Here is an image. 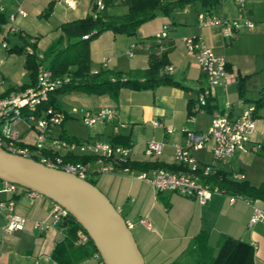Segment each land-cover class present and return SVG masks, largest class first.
Masks as SVG:
<instances>
[{
  "label": "crops",
  "instance_id": "1",
  "mask_svg": "<svg viewBox=\"0 0 264 264\" xmlns=\"http://www.w3.org/2000/svg\"><path fill=\"white\" fill-rule=\"evenodd\" d=\"M92 3L93 0H75V5L70 7L64 0H0V6H3L0 10V96L6 95L10 88L33 82L31 70L25 65L26 56L13 48L34 38L36 49L44 51L60 33L61 23L92 13ZM244 3L246 10L242 12L243 18L253 22V26L241 25L232 37L223 36L218 25L199 26L196 18L198 11L191 12L185 7L175 14L174 19L171 18V22L166 16L156 22L151 19L140 24L134 36L106 30L91 39L88 44L91 71L102 67L122 72L143 69L148 65L151 51L160 53L165 50L166 66L171 67V70L165 71L173 76L177 84L146 89L123 86L116 97L107 93L75 91L71 107L78 108L80 112L111 107L116 111V118L86 126L83 121L67 119H78L80 114H68L48 136L75 142L88 139L125 144L131 148L132 160L174 163L173 144L183 145L186 139L182 128L207 131L214 116L236 117L246 107L254 106V100L264 92V71H261L264 68V0H245ZM110 8L115 11L117 5ZM18 9L25 11V15L18 14ZM10 14H15L13 21L9 19ZM164 24L169 25L166 39L156 41L154 45L141 44L135 47L131 56L127 54L131 42L152 37ZM10 26L15 30L9 31ZM186 37L201 38L227 63L223 83L213 88L207 104L199 110L195 109L196 96L205 84V78L194 53L185 45ZM3 41L6 47L1 44ZM238 74H252L246 79L243 95L238 92ZM57 94L55 100L59 97ZM189 100H192V105ZM69 107L60 108L68 111ZM189 110L193 114L190 115ZM255 115L258 118L251 140L264 145V122L259 119L264 117V110L259 108ZM155 120L172 125L177 130L166 133L162 126L153 124ZM16 127L20 132L17 144L33 147L39 133L36 125L24 120ZM150 140L162 143L161 153L153 158L144 154L145 145ZM44 146L45 151L51 152L48 150L49 137ZM55 152L62 156H87L76 149ZM255 152L264 155V146ZM190 153L199 164L212 161L208 148L191 150ZM242 153L235 152L219 167L229 177L233 172H241L245 176L243 180L257 186L246 179L241 166L233 167L232 162L238 159L235 156ZM87 163L92 170L95 168L92 161ZM90 176L123 218L134 221L131 231L145 264H223L235 239L250 246L249 256L243 259L242 264H264V221L250 223L252 206L245 201L230 203L228 194L223 192L214 193L200 202L197 198L185 197L170 190L154 189L148 182L124 173L92 172ZM242 195L255 205L264 201ZM9 199H14L15 211L25 217V224L21 230L4 232L5 212L0 210V264H55L51 251L64 237L63 228L57 225L40 231L33 227L34 220L48 214L53 201L41 194L29 197L22 187L15 192L6 191L0 179V201ZM139 218H145L149 226L139 223ZM79 241L83 242L80 238ZM94 261L90 253L77 264H94ZM229 264H240V261Z\"/></svg>",
  "mask_w": 264,
  "mask_h": 264
},
{
  "label": "built area",
  "instance_id": "2",
  "mask_svg": "<svg viewBox=\"0 0 264 264\" xmlns=\"http://www.w3.org/2000/svg\"><path fill=\"white\" fill-rule=\"evenodd\" d=\"M64 2L72 7L75 5V0H64ZM96 9H100L104 5V0H93ZM244 0H238V6L244 7ZM3 10V6H0ZM20 15H25V11L18 9ZM15 14H10L9 19L13 21ZM197 23L199 26L218 25L221 28L222 35L232 37L234 32L241 26L251 27L253 22L243 18L242 13L237 18L225 19L220 18L213 13L198 11L196 14ZM168 25L164 24L160 31L156 32L153 37L157 41L167 38ZM9 31H14L15 28L10 26ZM86 35L83 36V38ZM34 38H30L25 50L32 53ZM185 45L189 51H192L199 64L200 70L205 78V84L200 88L196 96V110L202 109L207 104V99L212 95V90L215 86L223 83V76L226 72V60L222 55L216 54L208 47L199 37H186ZM3 47L6 43L3 41ZM144 44V43H142ZM141 44L131 42L127 54L131 56L135 47ZM38 58H42V53H36ZM106 59L103 60V63ZM166 71L171 70L170 66L165 67ZM64 79L52 78L48 69L39 65L35 83L25 87L17 86L10 90L6 95L0 96V147L8 152L20 154L26 157H37L39 162L50 166L62 169L86 179L92 172L99 173H124L130 176L137 177L148 182L154 189L170 190L185 197L197 198L200 202L206 201L214 193H223V191L210 182L205 181L204 177L211 173L214 167H219L226 163L235 152L259 151L262 149L261 142H253L251 140L252 131L255 128L257 116L254 112V106L246 107L243 112L236 117L227 115H216L212 118L210 128L207 131H193L187 128H182L181 131L186 135L183 145L174 143V162L186 166V169L168 170L165 168H152L146 171H138L130 169L128 166H121L119 169H114L115 165L131 160L132 151L129 145H118L111 142H102L98 140H81L78 142L68 141L61 137H50L48 133L53 127L61 125L66 115L80 114V118L86 126H91L96 122H110L116 118V111L111 107H103L97 110L79 111L76 107H71L68 111H63L49 106L44 110L43 115L35 116L30 112L43 100L46 99L49 92L59 88ZM24 111L27 113L25 114ZM264 122V117H259ZM24 120L34 123L39 129L37 139L33 147L26 145H18L17 141L20 135L16 125ZM154 125L162 126L166 133H171L177 130L172 125L153 121ZM50 138V147L48 150L69 151L76 149L80 153L92 157V162L95 168L92 170L88 163L82 162H63L60 155L56 154L51 157L49 154H44L45 140ZM208 148L211 153L212 161L207 164H199L195 157L190 153L191 150ZM162 143L150 140L146 143L144 154L148 158H153L161 153ZM57 153V152H55ZM231 178L237 181L244 179V174L241 172H233ZM4 190L15 192L19 185L3 181ZM27 196L34 197L38 193L26 190ZM228 202L232 203L237 200L245 201L252 206V213L249 218L250 223L256 221H264V201L261 204L255 205L251 199L244 197L242 194H228ZM14 199L0 201V210L5 212L4 232L10 233L13 230H21L25 224V217L15 211ZM68 211L61 205L53 202L48 214L39 220L33 221V227L40 231L48 227L57 226L60 221L67 217ZM126 226L131 229L134 226V221L124 219ZM138 222L149 226L145 218H139ZM89 239L87 234H83L80 240L86 242ZM95 259L94 264H103L102 259L97 252L93 251Z\"/></svg>",
  "mask_w": 264,
  "mask_h": 264
},
{
  "label": "trees",
  "instance_id": "3",
  "mask_svg": "<svg viewBox=\"0 0 264 264\" xmlns=\"http://www.w3.org/2000/svg\"><path fill=\"white\" fill-rule=\"evenodd\" d=\"M195 1H199L202 5L203 10L200 11L213 13L221 0H104L102 8L96 9L94 3H92V13L61 23L60 33L44 51L41 52L36 49V42L32 43L34 50L32 53L25 50L27 41L23 45H16L13 49L26 56L25 65L31 70L33 82L29 85L35 83L39 65L48 69L52 78L65 80L59 88L49 92L46 99L41 101L30 113L41 116L49 106L62 110L55 101V95L64 90L72 89L96 94L107 93L112 97H116L118 90L123 86L146 89L162 84H177L173 76L165 71V66L168 64L165 50L160 53L151 51L148 56V65L143 69L122 72L102 67L93 72L90 70L88 44L91 39L106 30H110L115 34L124 33L134 36L136 28L140 24L153 19L157 14L162 13L170 16L176 8H185ZM117 4L122 5L125 10L122 12L112 11L110 7ZM84 35L86 37L83 38ZM156 41L153 36H148L134 42L138 44L152 43L154 45ZM37 52L42 53V58L37 57ZM261 71H264V68ZM251 75L238 74L239 95H243L246 79ZM25 86L28 85H20L22 88ZM12 89L14 87L9 90ZM192 103V100H189V104L192 105ZM262 105H264V92L254 100V112L259 110ZM24 113L27 112L24 111ZM189 114H193V111L189 110ZM43 153L49 154L51 157L58 154L47 151H43ZM60 157L63 162L87 163L92 161V157L83 155H60ZM31 158L39 161L37 157ZM124 165L138 171H146L152 168L186 169V166L176 162L164 163L157 160L132 159L121 162L113 168L119 169ZM204 178L205 181L218 186L226 194H244L253 198L264 199V181L259 186L250 185L245 180L237 181L229 177V174L220 167H214L211 173ZM86 180L95 184V179L91 176H88ZM58 225L63 228L64 237L54 245L51 251V257L55 264H77L96 250L90 239L84 243L79 241L80 236L86 233L69 213ZM249 252L250 246L248 243L235 239L233 247L228 252L223 264H229L232 261H240V264H242L243 259L249 256Z\"/></svg>",
  "mask_w": 264,
  "mask_h": 264
},
{
  "label": "water",
  "instance_id": "4",
  "mask_svg": "<svg viewBox=\"0 0 264 264\" xmlns=\"http://www.w3.org/2000/svg\"><path fill=\"white\" fill-rule=\"evenodd\" d=\"M0 179L65 208L85 231L103 264H145L123 216L95 184L2 147Z\"/></svg>",
  "mask_w": 264,
  "mask_h": 264
},
{
  "label": "rangeland",
  "instance_id": "5",
  "mask_svg": "<svg viewBox=\"0 0 264 264\" xmlns=\"http://www.w3.org/2000/svg\"><path fill=\"white\" fill-rule=\"evenodd\" d=\"M186 7L189 11L195 12V13L196 11L203 10V7L199 1H195L193 4L187 5ZM124 10L125 8L122 5L117 4V8L115 10L116 12H122ZM245 10H246V7L240 8L238 6V0H221L220 3L216 6L213 14L219 16L220 18L225 17L226 19H232V18H237L238 15L242 12L245 13L244 12ZM180 11H181V8H176L170 16L159 13L157 17L153 18V21L155 22L159 21V19H161L162 17H166V16L168 17L167 19H169L170 21L174 19L175 14ZM155 22H151V23L153 24ZM73 92H75V90H72V89L58 92L57 95L59 97L55 100L56 103L60 107L62 106L71 107V104H74L73 103L74 97L72 96ZM260 108L264 110V105H262ZM67 119L77 121V122L82 121V119L79 117L78 119H73V118H67ZM237 157L238 159L236 160L239 163H237V161H233L232 162L233 167L237 168V166H241L245 170V175L247 176L246 179L251 184L258 186L262 178H264V155H261L255 151H245L244 153L235 156V158Z\"/></svg>",
  "mask_w": 264,
  "mask_h": 264
}]
</instances>
